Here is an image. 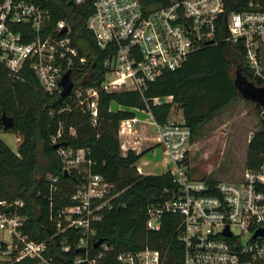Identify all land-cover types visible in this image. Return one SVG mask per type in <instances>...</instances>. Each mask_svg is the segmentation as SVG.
Here are the masks:
<instances>
[{
    "label": "built area",
    "instance_id": "built-area-1",
    "mask_svg": "<svg viewBox=\"0 0 264 264\" xmlns=\"http://www.w3.org/2000/svg\"><path fill=\"white\" fill-rule=\"evenodd\" d=\"M72 2L94 8L87 27L97 46L106 52L97 85L88 84L95 61L80 55L67 21H55L49 9L33 0H0V64L14 74L30 68L45 93L66 100L61 112L77 110L88 115L93 126L99 123L102 93L145 91L165 72L182 68L192 53L219 43L216 37L223 21L227 34L222 41L244 46L245 66L264 85V12L226 14L227 0H167L155 7L144 6L142 0ZM67 73L73 87L63 98L60 83ZM76 133L75 127L61 123L51 138L54 146L60 145L56 151L63 174L67 172L76 181L69 197L71 204L54 213L51 209L49 221L57 236L65 235L62 252L70 253V235L75 234L74 245L80 254L74 264H100L112 248L105 242L95 247L96 225L119 193L113 183L93 171L87 150L60 143L65 135ZM191 137L190 127L180 121L161 125L153 117L150 121L134 117L120 123L118 139L124 156L130 151L141 154L144 146L152 144L159 145L173 163L170 174L175 189L168 200L147 207L145 227L158 233L166 215L178 217L176 238L183 245V253L180 262H169L167 251L148 246L137 252H122L117 261L264 264V237L256 236L264 230V163L255 169L245 168L242 177L232 181L211 183L194 178L184 163ZM17 143H21L20 137ZM47 181L52 200L63 190L62 179L48 174ZM10 206L13 213L3 212ZM23 207L21 201H0V233L7 234L6 239H0V264H20L24 260L57 264L48 253L47 242H36L24 232L27 218L18 214Z\"/></svg>",
    "mask_w": 264,
    "mask_h": 264
},
{
    "label": "trees",
    "instance_id": "trees-1",
    "mask_svg": "<svg viewBox=\"0 0 264 264\" xmlns=\"http://www.w3.org/2000/svg\"><path fill=\"white\" fill-rule=\"evenodd\" d=\"M50 10L55 21L65 20L71 28L73 45L81 56L95 61L88 84L95 86L100 81L102 62L106 55L96 43L95 36L87 27L94 8L90 4L76 6L72 0H33ZM167 0H142L143 5L155 7ZM247 11L264 12V0H227L226 14ZM227 34L223 21L217 32L219 43L208 45L192 53L182 68L167 71L143 92L122 91L102 93L99 101V123L93 126L89 116L77 110L61 112L66 100L53 98L45 93L35 74L25 67L11 73L0 64V116L5 113L13 119V127L0 131L21 138L14 152L0 138V201L24 203L18 214L26 217L24 232L36 242H47L48 253L57 264H74L80 254L74 245L75 234L70 235V253L61 250L65 235H56L49 221L50 211L56 212L70 205L75 178L64 177L62 162L54 149L51 138L59 125L76 128V136L65 135L60 143L68 148L88 151L94 163L93 171L116 186L119 196L110 209H105L97 227V240H104L112 249L100 264H121L117 255L122 252H137L151 247L169 254V262H180L183 245L176 238L178 217L166 215L160 232L146 230L147 207L170 198L175 184L170 172L162 175H142L137 168L139 159L147 153L133 151L123 155L118 139L120 123L137 116L135 110L150 113L153 119L164 125L169 121L174 107L183 111L184 122L192 136L200 127L242 96L235 86L237 74H242L257 87H262L260 78H255L244 62V46L224 43ZM264 58V56H263ZM85 70H87L85 68ZM172 97L171 102L156 104L155 99ZM261 127L252 133L248 148L246 168L255 169L264 163V110ZM53 111V115L50 112ZM192 141V137H191ZM187 157L184 163L189 165ZM48 174L62 179L63 190L51 195ZM205 179V178H203ZM211 183L217 180L209 178ZM168 190V191H167ZM20 264H33L24 260Z\"/></svg>",
    "mask_w": 264,
    "mask_h": 264
},
{
    "label": "rangeland",
    "instance_id": "rangeland-1",
    "mask_svg": "<svg viewBox=\"0 0 264 264\" xmlns=\"http://www.w3.org/2000/svg\"><path fill=\"white\" fill-rule=\"evenodd\" d=\"M256 107L257 104L253 102L239 99L212 121L202 125L192 136L188 149V166L194 178L232 181L242 177L246 168L250 134L261 127L262 113ZM180 113V109L174 107L169 120L181 121ZM0 138L12 151L17 152L16 135L0 131ZM151 146L153 145L144 146L142 151ZM145 157L143 159L150 160ZM163 157L165 156L160 153L158 161H162ZM153 167L152 164L149 168ZM6 238V233H0V239Z\"/></svg>",
    "mask_w": 264,
    "mask_h": 264
},
{
    "label": "water",
    "instance_id": "water-1",
    "mask_svg": "<svg viewBox=\"0 0 264 264\" xmlns=\"http://www.w3.org/2000/svg\"><path fill=\"white\" fill-rule=\"evenodd\" d=\"M67 31V28L63 30V33ZM60 86L63 88L62 97L66 98L71 93L73 85L69 83V74L67 73L61 80ZM235 86L239 90L241 96L246 101L253 102L260 106L264 110V87H257L255 83L250 82L246 77L242 74H237L235 80ZM0 123L3 125L5 131H9L13 127V119L7 116L5 113H2L0 116ZM60 145H55L54 149L57 150ZM64 177H69L67 172L64 173ZM5 213H13L14 207L10 206L3 210ZM226 235H229L226 233ZM256 236L264 237V230L261 231ZM104 243V240H98L95 244V247L98 248L101 244Z\"/></svg>",
    "mask_w": 264,
    "mask_h": 264
},
{
    "label": "crops",
    "instance_id": "crops-1",
    "mask_svg": "<svg viewBox=\"0 0 264 264\" xmlns=\"http://www.w3.org/2000/svg\"><path fill=\"white\" fill-rule=\"evenodd\" d=\"M171 101H172V97H167L164 99L159 98L158 100H155V103L156 104H162L163 102H171ZM236 102H234L232 104H235ZM135 111L137 113L136 117H138L139 119L147 120V121H150L152 119V116L150 113H146V112H142V111H138V110H135ZM180 112H181L180 113L181 115L179 117L181 120L180 122H184L183 111L180 110ZM171 114H172V112H171ZM252 133L250 135H252ZM18 146H19V144H18ZM145 151H147V153L144 154L136 164L137 168L140 170V174H142V175H162V174H165V173L171 171V169L173 167V163L165 156L163 149L159 145H153V146H151V148H149ZM160 153L166 157V158L163 157L162 161L161 160L158 161V156H160ZM144 157L145 158L149 157L150 160L143 159ZM151 159H155V160L152 161ZM140 161H142V162L140 163ZM152 164L154 167L149 168Z\"/></svg>",
    "mask_w": 264,
    "mask_h": 264
}]
</instances>
